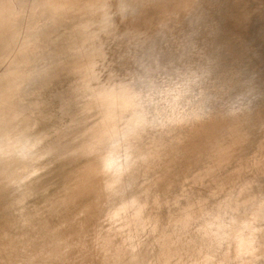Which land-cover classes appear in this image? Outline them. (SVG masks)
Listing matches in <instances>:
<instances>
[{
	"label": "rangeland",
	"instance_id": "rangeland-1",
	"mask_svg": "<svg viewBox=\"0 0 264 264\" xmlns=\"http://www.w3.org/2000/svg\"><path fill=\"white\" fill-rule=\"evenodd\" d=\"M6 1L0 6H13L14 14L5 15L6 19L0 15V31L6 33L0 32V70L4 68L0 77L10 71V75L23 76L28 70L40 69L46 70V78L37 79L27 92L30 99L25 97L22 102L25 108L32 104L33 114L22 105L20 113H26L22 120L21 116L14 121L16 116L0 115L4 123L7 119L5 124L0 122V148L6 143L13 150L17 145L27 149L36 145L32 159L24 163L15 155L0 153V264H264V252L242 244L244 233L248 234L244 225L252 223L251 213L258 215L257 223L264 221V0H142L146 7L140 0H60L58 6L59 0L56 4L53 0H41L46 1L43 4L40 0ZM242 7L248 11H241ZM123 8L130 11L122 13ZM109 22L112 27L105 30ZM250 64H255L254 70ZM138 114L141 120L135 118ZM158 114L164 123L152 126ZM194 114H202L205 126L197 123L200 119ZM178 117L191 119L177 122ZM130 120L147 123L134 125ZM211 121L220 124L214 127ZM211 127L214 134L208 132ZM203 134L207 135L203 138ZM101 136L103 140H98ZM116 136L121 138L116 140L121 147L112 141ZM84 141L92 143L91 150L101 144L102 150L94 149L103 153L105 147L107 157L96 152L109 159L108 164L96 158L94 150L95 155L86 150ZM203 143L209 146L206 151ZM83 144L85 150L80 153L77 149ZM116 147L120 148L115 151ZM145 147L151 148L147 151ZM113 150L121 156H114ZM84 151L93 157L86 152V158ZM141 151L147 152L146 157ZM70 152L74 156L66 158ZM200 153L209 157L203 159ZM60 155L66 157L58 161ZM124 159L132 163L126 165ZM176 160L178 164H171ZM126 168L132 171L126 173ZM33 171L41 172L34 176ZM120 178L128 181L121 183ZM106 187L111 188L104 191ZM94 201L99 207L114 202L116 208L110 206L104 218L112 216L101 219L91 211ZM252 208L259 211L254 213ZM76 213L86 227L73 221ZM67 215L74 224L63 221ZM206 234L205 258L195 256L198 249L184 248L188 239L203 245ZM181 251L185 259L177 253Z\"/></svg>",
	"mask_w": 264,
	"mask_h": 264
},
{
	"label": "bare ground",
	"instance_id": "bare-ground-1",
	"mask_svg": "<svg viewBox=\"0 0 264 264\" xmlns=\"http://www.w3.org/2000/svg\"><path fill=\"white\" fill-rule=\"evenodd\" d=\"M4 1H5V0H4ZM4 1H1V2H4ZM7 1H9V0H7ZM7 1H6V2H7ZM12 1H14V0H11V2H12ZM19 1H21V0H19ZM29 1H30V0H29ZM29 1H27V2L29 3ZM34 1H35V0H34ZM42 1H43V0H42ZM50 1L52 2V0H50ZM53 1H54L53 4H54V3L56 4L55 0H53ZM56 1H57V0H56ZM62 1L65 3V1H67V0H65V1L62 0ZM95 1H96V0H95ZM137 1H138V0H137ZM141 1H142V0H140L139 2L142 3ZM146 1H147V0H145V1H143V2H146ZM1 2H0V4H1ZM11 2L9 1V3H11ZM16 2H17V0H16ZM25 2H26V1H25ZM32 2H33V1H32ZM40 2H41V0H40ZM40 2L38 1L37 3H40ZM44 2H46V1H44ZM44 2H43V3H44ZM63 2H62V5H63V6L65 5V7H66V5H68V4H67V3H66V4H63ZM19 3H20V2H19ZM41 3H42V2H41ZM41 3H40V4H41ZM43 3H42V4H43ZM48 3H49V2H48ZM60 3H61V2H60V0H59V3H57V6H58ZM100 3H101V2H100ZM104 3H105V2H104ZM104 3H103V4H104ZM245 3H246V2H245ZM4 4H5V3H4ZM16 4H18V3H16ZM40 4H39V5H40ZM49 4H52V3H49ZM95 4H96V2H95ZM95 4H93V5H95ZM103 4H102V5H103ZM136 4L138 5L139 3L137 2ZM142 4H144V3H142ZM142 4H141V5L139 4V5H140V6H143ZM6 5H7V4H6ZM21 5H22V4H21ZM21 5H20V6H21ZM23 5H27V4H23ZM29 5H30V4H28V6H29ZM32 5H33V4H32ZM37 5H38V4H37ZM44 5H47V4L45 3ZM145 5H146V4H144V7H146ZM242 5H243V4H242ZM242 5H241V6H242ZM244 5H245V4H244ZM244 5H243V6H244ZM246 5H247V4H246ZM4 6H5V5H3V4H2V6H0V15H1V17H2L3 14H4V16H5V15H8V16H9V13H10V12H13V10H11V9L13 8L12 4H11L12 7H11V8L9 7L10 9H9V8L6 9V8H5L6 6H5V7H4ZM30 6H31V5H30ZM35 6H36V5H35ZM41 6H43V5H41ZM49 6H50V5H49ZM63 6H62V8H63ZM95 6H96V5H95ZM95 6H92V8L94 7V8H93L94 11H95V8H96ZM140 6H139V7H140ZM247 6H249V5H247ZM15 7H18V6H17V5L14 6V10H15ZM23 7H24V6H23ZM23 7H22V8H23ZM47 7H48V5H47ZM52 7H53V5H52ZM52 7H51V8H52ZM54 7H56V6L54 5ZM60 7H61V6L57 7V9L60 8ZM144 7H143V8H144ZM19 8H20V7H19ZM33 8H34V6H33ZM44 8H45V6H44ZM102 8H104V7H102ZM137 8H138V7H137ZM137 8H136V10H137ZM240 8H241V7H240ZM242 8H243V9H242L241 11H243V12H246V10L248 11V8H247V7H246L245 11H244V7H242ZM29 9H30V8H29ZM34 9H35V8H34ZM45 9H46V8H45ZM48 9H49V8H48ZM48 9H47V10H48ZM53 9H54V8H53ZM140 9H141V7L138 8L139 11H140ZM20 10H21V9H20ZM23 10H24V9H23ZM27 10H28V9H27ZM27 10H26V11H27ZM39 10H40V9H39ZM41 10H42V8H41ZM50 10H51V12H52V9H50ZM55 10H56V9H55ZM100 10H101V8H100ZM138 10H137V11H138ZM26 11H24V12H26ZM43 11H44V10H43ZM48 11H49V10H48ZM139 11H138V12H139ZM21 12H22V10H21ZM28 12H29V11H28ZM28 12H27V13H28ZM31 12H32V10H31ZM31 12H30V13H31ZM34 12H35V11H34ZM36 12H37V11H36ZM53 12H54V11H53ZM134 12L137 13L136 11H134ZM30 13H28V14H30ZM139 13H140V12H139ZM139 13H137V14H139ZM13 14H14V12H13ZM15 14H16V13H15ZM137 14H136V15H137ZM11 15H12V14H11ZM219 15H221V14H219ZM245 15H247V13H246ZM16 16H17V14H16ZM24 16H25V15H24ZM12 17H13V16H12ZM21 17H22V16H21ZM218 17L220 18V16H218ZM222 17H223V16H222ZM247 17H248V16H247ZM30 18H31V16H30ZM73 18H75V17H73ZM219 18H217V21H218ZM243 18H245L244 15H243ZM5 19H6V16H5ZM9 19H10V18H8V20H9ZM23 19H25V18H23ZM26 19H27V18H26ZM207 19H208V18H207ZM220 19H221V18H220ZM248 19H249V18H248ZM248 19H247V20H248ZM11 20H12V19H11ZM15 20H16V19H15ZM199 20H200V19H199ZM199 20H198V22H200ZM243 20H244V19H243ZM245 20H246V19H245ZM245 20H244V21H245ZM249 20H250V19H249ZM251 20H252V19H251ZM4 21H5V20H4ZM25 21H26V20H25ZM71 21H73V19H72ZM219 21H220V20H219ZM2 22H3V21H2ZM198 22H197V23H198ZM197 23H196V25H197ZM218 23H219V22H218ZM244 23H245V22H244ZM247 23H248V22H247ZM247 23H245V24H247ZM249 23H251V22H249ZM5 24H6V23H5ZM199 25H200V24H199ZM243 25H244V24H243ZM0 26H1V25H0ZM3 26H4V25H3ZM3 26H2V27H3ZM202 26H203V25H202ZM206 27H207V26H206ZM4 28H5V27H4ZM5 29H6V28H5ZM9 29H11V28H9ZM198 29H199V28H198ZM7 30H8V29H7ZM2 31H3V33H4V30H2ZM2 31H0V32H2ZM5 31H6V30H5ZM6 32H7V31H6ZM3 33H1V35H2ZM4 34H6V33H4ZM223 35H224V31H223ZM5 37H6V36H5ZM7 37H8V35H7ZM210 37H211V36H210ZM225 37H226V36H225ZM225 37H224V38H225ZM5 39H6V38H5ZM16 39H18V38H16ZM245 39H248V38H245ZM159 40H160V39H159ZM16 41H17V40H16ZM213 41H214V40H213ZM245 41H246V40H245ZM249 41H250V40H249ZM251 41H253V39H252ZM251 41H250V42H251ZM9 42H10V40L8 41L7 44H9ZM10 43H11V42H10ZM12 43H13V42H12ZM241 43H242V42H241ZM5 44H6V43H5ZM13 44H17V43H13ZM243 44H246V43L244 42ZM249 44H250V43H248V44H246V45L249 46ZM22 45H24V44H22ZM246 45H245V46H246ZM252 45H253V44H252ZM254 45H255V44H254ZM254 45H253V46H254ZM0 46H1V45H0ZM2 46H3V45H2ZM15 46H16V45H15ZM20 46H21V45H20ZM20 46H18V47H20ZM250 46H251V45H250ZM8 47H9V46H7L6 48H8ZM21 47H22V46H21ZM254 47H255V46H254ZM3 48H4V47H3ZM15 48H17V47H15ZM244 48H245V47H244ZM11 49H12V48H11ZM13 49H14V48H13ZM13 49H12V50H13ZM247 49H249V48H247ZM247 49H246V51H247ZM251 49L253 50V49H255V48H250V50H251ZM243 50H244V49H243ZM250 50H249V51H250ZM252 50H251V51H252ZM8 51H9V50H8ZM13 51H14V50H13ZM0 52H1V51H0ZM5 52H6V50H5ZM16 52H17V51H16ZM238 52H240V51H238ZM6 53H7V52H6ZM243 53H244V52H243ZM247 53H248V52H247ZM247 53H245V55H246ZM249 53H250V52H249ZM259 53H261V52H259ZM15 54H16V53H15ZM241 54H242V53H241ZM254 54H255V52H254ZM0 55H2V53H1ZM4 55H5V54H4ZM251 55H252V54H251ZM251 55H250V56H251ZM263 55H264V54H263ZM6 56H7V55H6ZM241 56H242V55H240V57H241ZM246 56H247V55H246ZM250 56H249V58H250ZM257 56L261 57L260 54H259V55L257 54ZM257 56H254V57L256 58ZM0 57H1V56H0ZM247 57H248V56H247ZM252 57H253V56H252ZM263 57H264V56H263ZM238 58H239V57H238ZM247 59H248V58H247ZM247 59H246V60H247ZM256 59H258V58H256ZM256 59H253V61H255ZM9 60H10V59H9ZM226 60H227V59H226ZM246 60H245V61H246ZM258 60H259V59H258ZM4 61H5V59H4ZM227 61H228V60H227ZM240 61H244V58H243V60H242V58H240ZM240 61L238 60V62H240ZM222 62H224V61H222ZM234 62H236V61H234ZM234 62H233V63H234ZM238 62H237V63H238ZM247 62H249V59H248V61H246V63H247ZM255 62H256L257 65L259 64L257 61H255ZM6 63H8V62H6ZM226 63H227V62H226ZM237 63H236V64H237ZM251 63H254V62H251ZM260 63H261V61H260ZM228 64H230V63L228 62ZM228 64H227V67L232 65V64H231V65H228ZM244 64H245V62H244ZM261 64H262V63H261ZM233 65H235V64H233ZM239 65H241V64H239ZM239 65H238V66H239ZM250 65H251V64H250ZM254 65H255V64H254ZM254 65H253V66H254ZM257 65H256V66H257ZM7 66L10 67L9 64H7ZM222 66L225 68L224 65H222ZM253 66L251 65V69L254 68ZM252 67H253V68H252ZM259 67H260V66H258V68H259ZM39 68H40V67H39ZM42 68H43V67H42ZM42 68H41V69H42ZM258 68H257V69H258ZM261 68H263V67H260L259 69H261ZM2 69H4V68H2ZM2 69H1V70H2ZM9 69H11V68H9ZM49 69H50V68H49ZM49 69H47V70L50 72L51 70H49ZM51 69H52V68H51ZM255 69H256V68H255ZM259 69H258V70H259ZM1 70H0V71H1ZM5 70H6V69H5ZM249 70H250V69H249ZM249 70L246 69V71H249ZM253 70H254V69H253ZM9 71H10V70H9ZM28 71H29V70H28ZM28 71L26 72V73H27L26 75H24V73H23V76L12 75V74L10 75V73H11V71H10V73H9L8 75L6 74V76L4 75V76L0 77V115H1V113H2L1 116L7 115V119L9 118L8 115H11V117H13V118L16 116L14 119H11V120L16 121L15 119H17L18 117H20V116L23 115V114H26V113H25L26 109H27L29 106L32 105V104H31V105L27 106V108H25L24 105H23V104H25V103L22 104V102L25 101V97H28V96H29V93H27V92H28L29 90H31V88L34 87V86L37 84L36 80H37V79H38V80H42V78H46V75L44 74V73L46 72V70H45V72H44V70H40V69H32V70H30V72H28ZM256 71H257V70H256ZM1 72H3V70H2ZM18 72H21V71H18ZM22 72H23V71H22ZM22 72H21L20 74H22ZM43 72H44V73H43ZM250 72H251V70L249 71V73H250ZM7 73H8V72H7ZM247 74H248V73H247ZM256 74H257V73H256ZM263 74H264V72H263ZM51 75H52V74H51ZM242 75H243V76L246 75L245 72H244V74H242ZM257 75H258V74H257ZM243 76H242V77H243ZM254 76H255V75H254ZM33 77H34V78H33ZM52 77H53V76H52ZM244 77H245V76H244ZM254 78H255V77H254ZM31 79H32V83H28L29 81H31ZM262 81H263V80H262ZM22 83H23L24 85L26 84V87H24ZM127 93H128V92L126 91V93H124V95L127 94ZM26 94H27V95H26ZM53 95H54V94H53ZM33 96H34V95H33ZM51 96H52V95H51ZM105 96H107L106 98L110 97L109 99H111V96H109V95H105ZM6 97H9V98H8L7 100H5ZM54 97H55V95H54ZM28 98H29V97H28ZM29 99H30V98H29ZM54 99H56V98H54ZM96 100L98 101V99H96ZM93 101H94V100H93ZM93 101H92V102H93ZM97 101H96V102H97ZM105 102H106V101H105ZM107 102H108V101H107ZM107 102H106V103H107ZM35 103H37V102H35ZM35 103H34V104H35ZM98 103H99V101H98ZM101 103H102V102H101ZM106 103H105V105H106ZM63 104L65 105V103H63ZM96 104H97V103H96ZM99 104H100V103H99ZM99 104H97V105L99 106ZM103 104H104V103H103ZM22 105H23V107H24L23 109H25L24 113H23V112L20 113V111H21L22 109L20 110L19 107L21 108ZM105 105H103V107H105ZM4 106H6V107L4 108ZM61 106H63V105H61ZM100 106H101V104H100ZM65 107H66V106H65ZM30 108H31V107H29L28 109L30 110ZM63 108H64V107H63ZM5 109H7V110H11V111H4ZM34 109H35V108H33V110H34ZM29 110H28V111H29ZM36 110L38 111L37 106H36ZM62 110H63V109H62ZM62 110H61L60 112H63V111H64V110H63V111H62ZM22 111H23V110H22ZM28 111H27V114L29 113ZM31 111H32V108H31V110H30V113H31ZM58 112H59V111H58ZM65 112H66V111H65ZM65 112H64V113H65ZM64 113H62L61 116L64 115ZM136 113H139V112H136ZM140 113H141V112H140ZM31 114H33V113H31ZM134 114H135V113H134ZM132 115H133V114H132ZM132 115H131V116H132ZM236 115H237V114H236ZM134 116H135V118H136V116H141V117H143L141 114L134 115ZM185 116L188 117V115H185ZM189 116H190V115H189ZM209 116H210V115H209ZM233 116H234V115H233ZM22 117H23V116H21V120L24 119V118H22ZM25 117H26V116H25ZM29 117H30V116H29ZM32 117H33V116H32ZM63 117H64V116H63ZM132 117H133V116H132ZM204 117H205V116H204ZM212 117H213V116H212ZM212 117H211V119H212ZM235 117H236V116H235ZM5 118H6V117H5ZM65 118H67V117H65ZM138 118H139V117H137L136 119H138ZM178 118H180V117H178ZM178 118H177V122H181V120L184 119L185 117H184V118L182 117V119H181V118L178 119ZM207 118H208V117H207ZM207 118H206V119H207ZM233 118H234V117H232L231 119H233ZM237 118H238V117H237ZM0 119H1V118H0ZM7 119H6V121H7ZM133 119H134V117H133ZM185 119H186V122H187V119H188V118H185ZM190 119H191V118H189L188 120H190ZM208 119H209V118H208ZM211 119H209L208 121H210ZM238 119H239V118H238ZM238 119H237V120H238ZM3 120H5V119L3 118ZM3 120H0V122L2 121V124L4 123ZM11 120H9V121H11ZM25 120H26V119H25ZM134 120H135V119H134ZM139 120H141V119L139 118ZM178 120H180V121H178ZM200 120H201V122H200ZM200 120H199L197 123H199V124L202 123V125L205 126V123H206V122L203 121V119H200ZM212 120H214V119H212ZM215 120H216V119H215ZM234 120H236V119L234 118ZM234 120H233V121H234ZM6 121H5V123H6ZM14 121H13V122L11 121V122L14 123ZM17 121H18V120H17ZM88 121H89V120H88ZM88 121H87V122H88ZM130 121H131V120H130ZM130 121H129V122H130ZM132 121H133V120H132ZM132 121H131V122H132ZM135 121H136V120H135ZM135 121H133V122H135ZM144 121H146V120H144ZM238 121H240V120H238ZM26 122H29V121L27 120ZM26 122H25V123H26ZM131 122H130V123H131ZM133 122H132V124H133ZM184 122H185V120H184ZM188 122H189V121H188ZM203 122H205V123H203ZM215 122H216V121L213 122L214 124H211V123H212V121H211V122H210V125H212V126L215 127V125H219V124H220V123H218V122H216V123H218V124H216ZM5 123H4V124H5ZM12 123H11V124H12ZM15 123H16V122H15ZM15 123H14V124H15ZM83 123H84V122H83ZM130 123H129V124H130ZM140 123H142V125H144V124L147 123V122H144V123H143L142 121H140ZM140 123L138 122L137 124H140ZM229 123H231V122H229ZM234 123H236V122H234ZM9 124H10V123H9ZM11 124H10V127L8 126L9 128H11ZM19 124L21 125V122H19ZM23 124H24V122H23ZM28 124H29V123H28ZM34 124H35V123H34ZM135 124H136V122L134 123V125H135ZM137 124H136V125H137ZM180 124L183 125V128H187L186 126H184V124H186V123L183 124V122H182V123H180ZM180 124H179V125H180ZM232 124H233V123H232ZM236 124H237V123H236ZM240 124H241V123L239 122V125H240ZM0 125H1V124H0ZM6 125H7V124H6ZM6 125H5V126H6ZM15 125H16V124H15ZM202 125H200V126H202ZM206 125L209 126V123H207ZM233 125H234V124H233ZM17 126H18V125H17ZM34 126H35V125H34ZM64 126H65V125H64ZM64 126H63V127H64ZM127 126H128V123H127ZM132 126H133V125H132ZM146 126H147V124H146ZM203 126H202V127H203ZM207 126H206V127H207ZM230 126H231V125H230ZM1 127H2V126H1ZM3 127H4V126H3ZM3 127H2V128H3ZM8 127H7V128H8ZM12 127L14 128V125H13ZM98 127H99V126H98ZM130 127H131V126H130ZM130 127H129V128H130ZM136 127H137V126H136ZM139 127H140V125H139ZM141 127H142V126H141ZM141 127H140V128H141ZM149 127H150V126H149ZM180 127H181V126H180ZM193 127H195V126H193ZM209 127H210V126H209ZM216 127H219V126H216ZM227 127H228V126H227ZM245 127H246V126H245ZM2 128H1V130H2L1 132H3V129H2ZM4 128H5V127H4ZM33 128H34V127H33ZM122 128H124V130H125V127H124V126H123ZM122 128H120V129H122ZM126 128H127V127H126ZM147 128H148V127H147ZM231 128H232V127H231ZM237 128H238V125H237ZM237 128H236V129H237ZM11 129H12V128H11ZM11 129H9V131H11ZM54 129H55V128H54ZM118 129H119V128H118ZM118 129L116 130L117 132H118ZM136 129H137V128H136ZM136 129H135V130H136ZM144 129H145V128H144ZM144 129L142 128V130L145 132ZM148 129H149V128H148ZM206 129H208V127H207ZM7 130H8V129H7ZM7 130H6V131H7ZM16 130H17V128H16ZM52 130H53V128H52ZM122 130H123V129H122ZM124 130H123V131H124ZM133 130H134V129H133ZM212 130H214V129L211 127V129L209 128L208 132H209V131L211 132ZM231 130H232V129H231ZM12 131H13V130H12ZM24 131H25V130H24ZM24 131H20V133H21V132H24ZM116 131H114V132L117 134ZM137 131H139V130H137ZM137 131H136V132H137ZM148 131H149V130H148ZM234 131H235V129H233V132H234ZM15 132H16V131H15ZM26 132H27V130H26ZM31 132H32V131H31ZM76 132H77V131H76ZM120 132H121V130H120ZM140 132H141V130H140ZM176 132H177V131H176ZM233 132H232V133H233ZM4 133L6 134L7 132L4 131ZM10 133H11V132H10ZM13 133H14V131H13ZM43 133H44V132H43ZM111 133H112V132H111ZM111 133H110V134H111ZM121 133H122V132H121ZM133 133L135 134V137H136V133H135V132H133ZM138 133H139V132H138ZM141 133H142V132H141ZM178 133H179V132H178ZM200 133H201V132H200ZM211 133L214 134V132H211ZM211 133H207V134H208V137H209V134H211ZM215 133H216V132H215ZM222 133H223V135H224V132H222ZM222 133L219 132V133H218L219 136H220V134H221V136H222ZM226 133H227V132H226ZM2 134H3V133H2ZM7 134H8V133H7ZM21 134H23V133H21ZM139 134H140V133H139ZM143 134H144V133H143ZM175 134H176V133H175ZM201 134H202V133H201ZM207 134H205V135L203 134L204 136H203V135H200V137L203 136V138H204ZM40 135H41V133L39 134V136H40ZM70 135H74V134H70ZM70 135H69V137H71ZM78 135H79V134H77L76 136L78 137ZM83 135H85V134H83ZM83 135L80 134L81 137H82ZM88 135H89V134H88ZM105 135H106V134H105ZM113 135L115 136V134H113ZM113 135H112V136H113ZM118 135H119V137H121V136H120V133H119ZM145 135H146V134H145ZM147 135H148V134H147ZM178 135L180 136V134H178ZM196 135H197V134H196ZM215 135H217V133H216ZM215 135H214V136H215ZM225 135L228 136L227 134H225ZM0 136H1V135H0ZM8 136H9V135H8ZM86 136H87V135H86ZM103 136H104V135H103ZM141 136H142V134H141ZM150 136H151V135H150ZM198 136H199V135H198ZM219 136H217V137H219ZM6 137H7V136H6ZM81 137H79V138H81ZM110 137H111V136H110ZM110 137L108 136V138H110ZM137 137H138V136H137ZM139 137H140V136H139ZM139 137H138V138H139ZM147 137H148V136H147ZM147 137H146V139H149V138H147ZM174 137H175V136H174ZM193 137H194V136H193ZM2 138H3V136L1 137V139H2ZM65 138H66V137H65ZM65 138H64L63 140H66V139H67V138H66V139H65ZM74 138H75V137H74ZM101 138H102V136H101V137H98V140L101 139ZM106 138H107V137H106ZM138 138H137V139H138ZM198 138H199V137H197V140H200V139H201V138H200V139H198ZM203 138H202V139H203ZM220 138H222V137H220ZM36 139H37V138H36ZM68 139H69V138H68ZM75 139H76V138H75ZM81 139H84V138H81ZM117 139H118V137L116 136L114 139L112 138V141H115V143H116V140H117ZM120 139H121V138H119L118 140H120ZM137 139H136V140H137ZM202 139H201V141H202ZM217 139H218V138H217ZM10 140H11V139H10ZM13 140H15V139H13ZM78 140H79V139H78ZM95 140H96V139H95ZM98 140H97V141H98ZM102 140H103V138H102ZM102 140H101V141H102ZM104 140L106 141V139H104ZM109 140H110V142H111V138L108 139V141H107L108 144H107V142H106L107 145H109ZM163 140H165V139H163ZM192 140H194V139L192 138ZM3 141H4V140H3ZM11 141H12V140H11ZM73 141H74V140H73ZM82 141H83V140H82ZM101 141H99V142H101ZM105 141H104V142H105ZM120 141H121V140H120ZM137 141H138V140H137ZM148 141H149V140H148ZM148 141H146L147 144L149 143ZM151 141H152V138H151ZM168 141H170V140H168ZM172 141H173V139H172ZM219 141H220V140H219ZM52 142H53V141H52ZM76 142H77V141H76ZM99 142H97V143H99ZM104 142H103V143H104ZM117 142H118L119 144L116 143V145H119V146L121 147L122 145H120V142H119V141H117ZM142 142H143V141H142ZM165 142H166V141H165ZM192 142H193V144H194V141H192ZM12 143H13V142H12ZM59 143H60V142H59ZM59 143H58V144H59ZM70 143H71V142H70ZM73 143H74V142H73ZM82 143H85V141L82 142ZM82 143H81V144H82ZM86 143H87V142H86ZM86 143H85V149H86V150H90V152L92 151L91 153H93V152L95 151V149H96V148L94 149V146L96 147L97 145H96V144L93 145V150H94V151H93V150H91V149H92V145H91L92 143L90 144V143L88 142L91 146H90V145H87L88 143H87V144H86ZM94 143H95V141H94ZM94 143H93V144H94ZM138 143H139V142H138ZM152 143H154V142H151V146H152ZM163 143H164V142H163ZM166 143H167V142H166ZM170 143H171V142H170ZM196 143H197V142H196ZM200 143H201V142H199V144H200ZM204 143H205V142H204ZM204 143H203V146H204ZM13 144L15 145V142H14ZM78 144H79V143H78ZM111 144H114V142L111 143ZM122 144H123V143H122ZM168 144H169V142H168ZM205 144H206V143H205ZM6 145H7V143H6ZM27 145H28V144H27ZM54 145H55V144H54ZM68 145H70V144H68ZM99 145H101V144H99ZM99 145H98V146H99ZM102 145H104V144H102ZM149 145H150V144H149ZM149 145H148V146H149ZM154 145H159V144H154ZM154 145H153V146H154ZM189 145H191V144L188 143L187 147H189ZM200 145H202V143H201ZM206 145H207V144H206ZM206 145H205V146H206ZM3 146L5 147L4 144H3ZM3 146H2V148H4ZM17 146H18V145H17ZM61 146H62V145H60V147H61ZM64 146L66 147V145H64ZM88 146L91 147V149H90ZM98 146H97V149H98ZM145 146H146V145H145ZM193 146H194V145H193ZM205 146H204V147H205ZM14 147H15V146H14ZM81 147H82V145H81ZM86 147H88L89 149H87ZM100 147H101V146H99V148H100ZM103 147H104V146H103ZM114 147H115V146H114ZM120 147H119V148H120ZM143 147H144V146H143ZM156 147H158V146H156ZM159 147H160V146H159ZM208 147H209V146H208ZM208 147L206 146V148H204V149H205L204 151H206V149H207ZM25 148L27 149V146H26ZM30 148H31V147H30ZM61 148H62V147H61ZM63 148H64V147H63ZM67 148H68V147H67ZM101 148H102V147H101ZM101 148H100V149H101ZM117 148H118V147H116V150H115V151H117V150L119 149V148H118V149H117ZM133 148H134V147H133ZM145 148H146V150H147V148H149V147H145ZM145 148H143V149L145 150ZM150 148H151V147H150ZM150 148H149V149H150ZM53 149H54V148H53ZM57 149H58V148H57ZM79 149H80V146H79ZM79 149H77L78 152L82 151V149L85 150V149H84V144H83V148H81L80 150H79ZM100 149H99V151H98V150H96V151H97V152H101ZM103 149L105 150L106 148L104 147ZM109 149H112V148L109 147ZM140 149H141V148H140ZM180 149H181V148H180ZM180 149L178 150L179 154H181V151H182V150H180ZM189 149H190V148H189ZM12 150H13V149H12ZM14 150H15V149H14ZM101 150H102V149H101ZM104 150H103V153H105V151H106V150H105V151H104ZM124 150H125V148H124ZM126 150H127V149H126ZM136 150H137V149H136ZM151 150H152V149H151ZM153 150H154V148H153ZM156 150H157V148H156ZM156 150H155V151H156ZM185 150H186V149H185ZM49 151H51V150H49ZM49 151H46V152L48 153ZM63 151H64V150H63ZM72 151L75 152L74 150H72ZM96 151H95V152H96ZM109 151H110V150H109ZM113 151H114V150H113ZM115 151L112 152V153H114V156H115V153H117V152H115ZM119 151H121V149H120ZM131 151H132V153H134L133 150H131ZM147 151H148V150H147ZM155 151H153V152H155ZM204 151L201 150V151H199V152H204ZM54 152H56V151L54 150ZM54 152H53V153L50 152V153H52V155H53ZM58 152H60V151H58ZM58 152H57V153H58ZM61 152H62V151H61ZM64 152H65V151H64ZM66 152H67V151H66ZM84 152H85V157H86V158H88L89 156H90V157H93L92 155H95V154L97 153V152H96V153H93L92 155H89L87 151H84ZM84 152H83V153H84ZM86 152H87V154L89 155L88 157L86 156ZM90 152H89V153H90ZM128 152H129V151H128ZM141 152H142V154H143V152H146V151H141ZM141 152H140V153H141ZM158 152H159V149H158L157 153H158ZM0 153H1V152H0ZM44 153H45V152H44ZM80 153H81V152H80ZM83 153H82V155H83ZM91 153H90V154H91ZM101 153H102V152H101ZM101 153H100V154H101ZM103 153H102V154H103ZM125 153H127V152L125 151ZM130 153H131V152H130ZM137 153H138V152H137ZM150 153H151V152H149L148 154H150ZM219 153H220V152H219ZM59 154H60V153H59ZM66 154H67V153H66ZM68 154H69V153H68ZM68 154H67V155H68ZM71 154H72V153L70 152V155H71ZM76 154H77V151H76ZM100 154L98 155V153H97V154H96V158H97V156H98V158H100V159H104L105 157L102 156V155H100ZM188 154H189V153H188ZM200 154L203 155V153H200ZM204 154H206V152H205ZM209 154H210V151H209ZM221 154H222V153H220V155H221ZM62 155H63V154H62ZM62 155H60V157H58V161L66 157V156H65V157L62 158V157H61ZM64 155H65V154H64ZM103 155H106V153L103 154ZM116 155H117V158L121 156V154H120V156H118V155H119V152H118ZM123 155H124V154H123ZM135 155H136V154H135ZM137 155H138V154H137ZM140 155H141V154H140ZM140 155H139V156H140ZM143 155H145V157H146L147 152H146V154L144 153ZM143 155H142V156H143ZM220 155L217 156V157H222V156H223V154H222V156H220ZM4 156H5V154H4ZM13 156H14V155H13ZM43 156H44V159H45V158L49 157V154H48V156H47V155H46V156L43 155ZM54 156H55V154H54ZM57 156H58V154H57ZM73 156H74V154L71 155V156H68V157H66V158L73 157ZM99 156H102L103 158H102V157H99ZM107 156H108V154L106 155V157H107ZM128 156H129V155H128ZM128 156H127V157H128ZM130 156H131V155H130ZM133 156H134V155H133ZM181 156H182V155H181ZM181 156H180V157H181ZM191 156H193V154H192ZM191 156H190V157H191ZM205 156H206V157H205ZM210 156H211V155H210ZM212 156L214 157V155H212ZM75 157H76V155H75ZM80 157H81V156H80ZM135 157H136V156H135ZM140 157H141V156H140ZM140 157H139V158H140ZM145 157H141V158H145ZM187 157H189V156H187ZM204 157H205V158H204ZM207 157H209L208 154H207V155H203V159H206ZM7 158H8V157H7ZM59 158H60V159H59ZM82 158H84V155L82 156ZM94 158H95V156H94ZM94 158H93V159H94ZM110 158H112V157H110ZM113 158H114V157H113ZM124 158H126V156H125ZM137 158H138V157H137ZM139 158H138V159H139ZM199 158H201V157H199ZM31 159H32V158H31ZM70 159H71V158H70ZM70 159H69V160H70ZM93 159H92V160H93ZM100 159H99V160H100ZM106 159H107V158H106ZM127 159L129 160V158H127ZM127 159H126V160H127ZM180 159H181V158H180ZM185 159H186V158H185ZM188 159H190V158H188ZM208 159H210V158H208ZM95 160H96V159H95ZM97 160H98V159H97ZM124 160H125V159H124ZM126 160H125V161H126ZM178 160H179V159H178ZM178 160L172 162L171 164H173V165L176 164V163L178 164ZM25 161H26V160H25ZM41 161H42V160H41ZM56 161H57V160H56ZM101 161H102V160H101ZM103 161H106V160L104 159ZM103 161H102V162H103ZM120 161H121V160H120ZM129 161H130V160H129ZM179 161H180V160H179ZM190 161H191V159H190ZM21 162H23V161L21 160ZM91 162H92V161H91ZM94 162H95V161H94ZM96 162H97V161H96ZM98 162H99V161H98ZM106 162H107V164H108L109 159H107ZM110 162L112 163L113 160L111 161V159H110ZM114 162H115V159H114ZM118 162H119V161H118ZM127 162H128V161H126V165H128V164L130 163V162H128V163H127ZM191 162H192V161H191ZM23 163H24V162H23ZM99 163H100V162H99ZM131 163H132V162H131ZM131 163H130V164H131ZM87 164H89V163H87ZM90 164H92V163H90ZM105 164H106V163H105ZM21 165H22V164H21ZM100 165L103 166L104 163H102V164L100 163ZM132 165H134V164H132ZM135 165H136V164H135ZM106 166H107V165H106ZM177 166H178V165H177ZM86 167H88V166H86ZM129 167H131V166H129ZM132 167H134V166H132ZM42 168H43V167H42ZM89 168H90V166H89ZM102 168L104 169V167H102ZM127 168H128V167H127ZM127 168H126V171L128 170ZM135 168H136V167H135ZM176 168H177V167H176ZM26 169H27V168H26ZM40 169H41V168H40ZM46 169H47V168H46ZM103 169H102V171H103ZM131 169H134V168H131ZM177 169H178V168H177ZM177 169H176V170H177ZM27 170H29V169H27ZM37 170H38V169H37ZM44 170H45V169H44ZM105 170H106V169H105ZM29 171H30V170H29ZM130 171H132V170H129V171H127L126 173H128V172H130ZM138 171H139V169H138ZM138 171H136V172H138ZM140 171L142 172L143 170H140ZM3 172H4V171H3ZM26 172L28 173V171H26ZM40 172H41V171H40ZM40 172L38 171V173H40ZM87 172H88V170H87ZM89 172H90V171H89ZM141 172H140V173H141ZM176 172H177V171H176ZM178 172H179V171H178ZM178 172H177V173H178ZM38 173H37V175H38ZM71 173H72V172H71ZM106 173H107V172H106ZM126 173H125V174H126ZM131 173H132V172H131ZM133 173H134V171H133ZM138 173H139V172H138ZM138 173H137V174H138ZM144 173H145V171H144ZM1 174H2V172H1ZM141 174H143V173H141ZM96 175H97V174H96ZM34 176H35V175H34ZM123 176H124V175H123ZM0 177H1V176H0ZM26 177H27V176H26ZM30 177L33 178V176H30ZM92 177H93V176H92ZM28 179H29V178H28ZM116 179H118V178H116ZM120 179L122 180L123 178H120ZM127 179H128V178H127ZM127 179L125 178V179H124L125 182L122 180L121 183L124 182V184H125V183L128 181ZM129 179H130V178H129ZM24 180H25V178H24ZM126 180H127V181H126ZM28 181H29V180H28ZM1 182H2V181H1ZM118 182H119V181H118ZM118 182H117V185L115 184L116 186H118ZM121 183H120V184H121ZM119 186H120V185H119ZM122 186H123V185H122ZM127 186H129L128 183H127ZM127 186H126V187H127ZM112 187H114V185H112ZM120 187H121V186H120ZM124 187H125V186H124ZM124 187H123L122 189H124ZM109 188H111V187H108V188L106 187V189H104V191H106V190L108 191ZM128 188H129V187H128ZM112 189H113V188H112ZM101 190H102V189H101ZM101 190H100V191H101ZM113 190H114V189H113ZM111 191H112V190H111ZM120 191H121V190H120ZM126 191H127V190H126ZM98 192H99V191H98ZM101 192H102V191H101ZM113 192H114V191H113ZM244 192H245V191H244ZM94 193H95V192H94ZM104 193L106 194V192H103V194H104ZM111 193H112V192H111ZM115 193H116V192H115ZM121 193H122V192H121ZM92 194H93V193H92ZM105 194H104V196H105ZM107 194H109V192H108ZM107 194H106V196H107ZM119 194H120V192H119ZM244 194H246V192H245ZM248 194H249V193H248ZM97 195H99V194L97 193ZM251 195H252V194H251ZM101 196H102V194H101ZM110 196H111V195H110ZM124 196H126V194H125ZM244 196H247V195H244ZM252 196H253V195H252ZM113 197H114V196H113ZM113 197H112V198H113ZM250 197H251V196H250ZM259 197H261V196H258V198H259ZM246 198H248V197H246ZM251 198H252V197H251ZM258 198H257V199H258ZM72 199H73V198H72ZM116 199H117V198H116ZM252 199L255 200V198H252ZM260 199L262 200V197H261ZM260 199H258V200L260 201ZM263 199H264V197H263ZM99 200H100V199H99ZM99 200H97V201L95 200V201L98 202ZM120 200L122 201V199H120ZM120 200H119V201H120ZM247 200H248V199H247ZM95 201H94V204H91V205H90V207L88 206L89 208H91V211H94V213H96L98 216H100L101 219H105V218H106V219H109L112 215H110V216H108V217H105V218H104V215L106 216V213H108V212H106V211H109V207H110V206H111V209L116 208V207L114 206V202H112L111 205H108V207H105V206H100V207H99V203H95ZM101 201H104V200L101 199ZM115 201H116V200H115ZM121 201H120V202H121ZM244 201H246V199H245ZM249 201H250V198H249ZM263 201H264V200H263ZM109 202H110V201H109ZM247 202H248V201H247ZM250 202H252V200H251ZM256 202H257V200H256ZM261 202H262V201H261ZM100 203H101V202H100ZM253 203H254V202H253ZM262 203H263V202H262ZM96 204H97V205H96ZM107 204H108V203H107ZM115 204H116V203H115ZM121 204H122V203H121ZM254 204H255V203H254ZM258 204H259V203L255 204V206H258ZM105 205H106V204H105ZM60 206H61V205H60ZM63 206H64V204H63ZM76 206H77V205H76ZM120 207H121V206H120ZM250 207H251V206H250ZM258 207H259V206H258ZM258 207H257V208H258ZM85 208H86V205H85ZM89 208H88V209H89ZM257 208H252L254 213H257V212L259 211L260 207H259V209H257ZM88 209H86V210H88ZM82 210L85 211V209H82ZM80 211H81V210H80ZM87 213H89V210H88ZM87 213H86V214H87ZM66 214H67V213H66ZM66 214H65V215H66ZM69 214H72V212L69 213ZM78 214H80V213H78ZM78 214H77V213L74 214L75 219H73V221L75 220L76 222L80 223V225H82L83 227H84V226L86 227L88 224H87L86 222H85V223L81 222L80 215H78ZM82 215H84V214H82ZM84 216H85V215H84ZM87 216H88V215H87ZM257 216H258V215H253V213H251V215H250V217H249V221H252V223L247 224V225H244V226H245L244 228H245V230L247 229L248 234H247V233H246V234L244 233V236L242 237V244L246 242V243L248 244V246L251 247V249H252L253 251H261V252H264V221H262L261 223H257V221L254 220ZM81 217H82V216H81ZM65 219H66V220H65ZM85 219H86V216L84 217V220H85ZM63 221H65L66 223H68L69 226H70L71 224H74L73 221H72V219H71V217H70V215H67L66 218H63ZM75 221H74V222H75ZM66 223L64 224L65 227H66V225H67ZM62 225H63V224H62ZM62 225L60 224L61 227H62ZM242 225H243V223H242ZM46 226H47V225H46ZM55 226H56V225H55ZM61 227H60L59 229H61ZM63 228H64V227H62V229H63ZM74 228H75V227H70V230H71V229H74ZM59 229H58V227L56 228V230H59ZM67 229H68V228H67ZM86 229H91V228H86ZM52 230H53V229H52ZM52 230H51V231H52ZM54 230H55V229H54ZM210 231H211V230H210ZM229 231H231V233H232V231H234V229H230ZM235 231H236V230H235ZM56 232H57V231H56ZM54 233H55V232H54ZM54 233H53V234H54ZM60 233H61V232H60ZM53 234H52V235H53ZM57 234H58V233H57ZM211 234H212V235H211V236H212L211 239H213V233L211 232ZM52 235H50V236H52ZM61 235H62V234H61ZM62 236H63V235H62ZM69 236H70V235H69ZM52 237H53V236H52ZM53 238H54V237H53ZM58 238H59V237H58ZM55 239H56V236H55L54 240H55ZM49 240H50V239H49ZM52 240H53V239H52ZM188 240H189V242H188L187 244H185L184 248H185V247H190V248H192L191 252L194 251V250H196V249H198L197 252H196V254H195V256H197V255L199 254V255H201L200 258H205V257H206V251H203L204 247H202V246H205V245L208 244V234L204 235V237H203V239H202V240L204 241V243H202L203 245H198V244L195 243V241H193L192 239H188ZM40 241H41V240H40ZM50 241H51V240H50ZM56 241L59 243V240H56ZM56 241H55L54 243H56ZM60 241H61V240H60ZM62 241H63V240H62ZM62 241L60 242L61 244H62ZM47 243H48V242H47ZM58 243H57V244H58ZM51 244H52V243H51ZM42 245H43V244H42ZM46 245H47V246L49 245V247H52V245H50V243H49V244H46ZM43 246H44V245H43ZM56 247H57V245H56ZM35 248H36V247H35ZM58 248H59V246H58ZM36 249H37V248H36ZM55 249H56V248H55ZM42 250H43V249H42ZM58 250H60V248H59ZM225 250H228V249H225ZM20 251H21V250H20ZM53 252H54V250H53ZM177 253H178L182 258H184V259L187 257L186 255L183 254V251H181V252H177ZM252 253H253V256L257 258V255H256L254 252H252ZM30 254H31V253H30ZM55 254H56V253H55ZM48 255H49V254H48ZM127 255H129V254H127ZM37 256H38V254H37ZM37 256H36V257H37ZM46 256H47V255H46ZM54 256H55V255H54ZM129 256H130V255H129ZM46 258H47V257H46ZM56 259H57V258H56ZM54 260H55V259H54ZM59 261H60V260H59ZM59 261H58V263H60ZM63 264H64V263H63Z\"/></svg>",
	"mask_w": 264,
	"mask_h": 264
},
{
	"label": "clouds",
	"instance_id": "clouds-1",
	"mask_svg": "<svg viewBox=\"0 0 264 264\" xmlns=\"http://www.w3.org/2000/svg\"><path fill=\"white\" fill-rule=\"evenodd\" d=\"M121 11H122V13L126 14V13H128L130 11V9L123 8V9H121ZM108 20L110 21L111 18L109 17ZM111 27H112V24L109 22V23H107L105 30H107V28H111ZM229 115H235V113L234 112H230ZM161 117L162 116L158 114L153 119V121L151 122L152 126H155L157 123L162 125L164 123V120ZM194 118L199 120V119L202 118V114H194ZM35 148H36V145L33 144V145H31L30 149H26V148H24L22 146H17L15 148V150H12L8 145H6L4 148H0V152H3L4 154L8 155L9 157L15 155L20 160L23 161V160H28V159L31 158V152L34 151ZM36 174H37V171H33L32 172V175H36Z\"/></svg>",
	"mask_w": 264,
	"mask_h": 264
}]
</instances>
